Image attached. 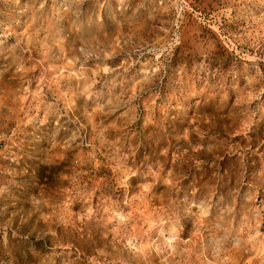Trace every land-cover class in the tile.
Listing matches in <instances>:
<instances>
[{
  "label": "rangeland",
  "instance_id": "374dc122",
  "mask_svg": "<svg viewBox=\"0 0 264 264\" xmlns=\"http://www.w3.org/2000/svg\"><path fill=\"white\" fill-rule=\"evenodd\" d=\"M0 264H264V0H0Z\"/></svg>",
  "mask_w": 264,
  "mask_h": 264
},
{
  "label": "trees",
  "instance_id": "16d2710c",
  "mask_svg": "<svg viewBox=\"0 0 264 264\" xmlns=\"http://www.w3.org/2000/svg\"><path fill=\"white\" fill-rule=\"evenodd\" d=\"M44 170H46V168Z\"/></svg>",
  "mask_w": 264,
  "mask_h": 264
}]
</instances>
